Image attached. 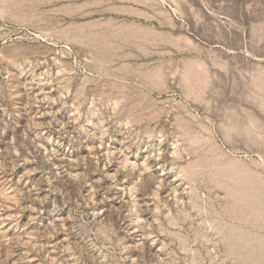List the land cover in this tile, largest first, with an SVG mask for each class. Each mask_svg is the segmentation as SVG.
<instances>
[{
	"label": "rangeland",
	"instance_id": "obj_1",
	"mask_svg": "<svg viewBox=\"0 0 264 264\" xmlns=\"http://www.w3.org/2000/svg\"><path fill=\"white\" fill-rule=\"evenodd\" d=\"M262 102L264 0H0V264H238L196 161L264 185Z\"/></svg>",
	"mask_w": 264,
	"mask_h": 264
},
{
	"label": "bare ground",
	"instance_id": "obj_2",
	"mask_svg": "<svg viewBox=\"0 0 264 264\" xmlns=\"http://www.w3.org/2000/svg\"><path fill=\"white\" fill-rule=\"evenodd\" d=\"M19 2V1H18ZM16 4V3H15ZM20 4V3H19ZM10 15V14H9ZM21 16V15H20ZM23 16V15H22ZM17 18V17H16ZM90 25V24H89ZM93 25V24H92ZM91 25V26H92ZM109 25V24H108ZM106 25V26H108ZM81 26V25H80ZM126 26V25H125ZM111 27V26H110ZM121 27V26H120ZM130 27V26H129ZM126 26L125 31H131L129 28ZM82 28V27H81ZM88 28V26H87ZM138 28V27H135ZM140 28V27H139ZM138 28V29H139ZM145 28V27H144ZM85 28H83L84 31ZM111 29V28H110ZM119 29V28H117ZM134 29V28H133ZM69 30V29H68ZM76 30H81L80 27H75ZM86 30V29H85ZM140 30V29H139ZM143 30V28H142ZM121 31V30H120ZM124 31V30H122ZM124 31V32H125ZM136 31V29H135ZM134 31V32H135ZM151 31V30H150ZM118 32V31H117ZM117 32L115 31L116 35ZM142 32V31H141ZM119 33V32H118ZM140 33V32H139ZM58 34V33H57ZM144 35V33L142 32ZM149 34V32H148ZM123 35V34H122ZM129 35V34H127ZM133 35V34H132ZM154 35V34H153ZM157 35V34H155ZM97 36V35H96ZM95 36V37H96ZM119 36V35H118ZM131 36V35H130ZM135 36V35H134ZM152 36V34H151ZM165 36V35H164ZM98 37V36H97ZM124 37V36H123ZM160 37V36H159ZM105 38V37H104ZM121 38V37H120ZM133 38V37H131ZM135 38V37H134ZM156 38V37H153ZM158 38V37H157ZM87 39V38H86ZM91 39V38H90ZM96 39V38H95ZM122 39V38H121ZM124 39V38H123ZM129 39V38H128ZM141 39V38H140ZM147 39V38H146ZM77 40V39H76ZM152 40V39H150ZM154 40V39H153ZM99 41V40H98ZM155 41V40H154ZM157 41V40H156ZM108 42V41H107ZM103 43V42H102ZM100 43L101 45H103ZM100 44H98L100 46ZM107 45L106 43H104ZM97 45V44H96ZM97 48V47H96ZM101 52L105 51V46H101ZM99 49V48H98ZM111 50V48L109 47ZM108 49V50H109ZM114 50V49H113ZM11 51V50H10ZM100 52V51H99ZM100 52V53H101ZM107 52V51H105ZM110 54V53H109ZM103 55V54H102ZM112 57V55H111ZM104 58V57H101ZM108 58V57H107ZM106 58V59H107ZM100 59V58H99ZM102 61V60H101ZM111 61V60H110ZM103 63H106V60L102 61ZM101 62V64H102ZM109 62V61H107ZM98 64V63H97ZM188 67V65H185ZM186 67V70H187ZM189 68V67H188ZM195 69V68H194ZM189 70V69H188ZM193 70V66L191 68ZM199 70V69H198ZM127 71V70H126ZM146 71V70H145ZM190 71V70H189ZM193 71V75L196 74ZM114 73V72H113ZM125 73V72H124ZM148 75L147 72H144ZM155 75L154 72H150ZM192 73V72H191ZM141 74V73H140ZM158 74V73H156ZM142 75V74H141ZM146 75V76H147ZM199 77V73L197 74ZM150 74L148 75L149 79ZM187 76V75H186ZM196 76V75H195ZM157 78V76H155ZM154 77V78H155ZM197 77V78H198ZM201 77V76H200ZM146 78V77H145ZM151 80L153 76L151 77ZM202 78V77H201ZM200 78V79H201ZM150 80V81H151ZM154 81V80H153ZM188 82V79L186 80ZM190 81V80H189ZM198 81V80H196ZM205 81V80H204ZM201 82V81H200ZM186 83V82H185ZM189 83V82H188ZM190 84V83H189ZM203 84V81H202ZM201 84V86H203ZM206 87H207V83ZM204 84V85H205ZM258 84V83H257ZM261 85V84H260ZM199 86V85H198ZM187 87V85L185 86ZM191 87V85L189 86ZM205 87V88H206ZM257 87V86H256ZM198 88V87H197ZM200 88V86H199ZM198 88V89H199ZM204 88V90H205ZM187 89V88H186ZM202 89V87H201ZM188 90V89H187ZM195 89H192V92ZM262 91V90H261ZM188 92V91H187ZM257 92V91H256ZM259 92V91H258ZM261 93V92H260ZM193 94V93H192ZM197 94V93H196ZM200 95V94H199ZM198 96V95H197ZM196 96V97H197ZM194 97V99L196 98ZM199 97V96H198ZM255 98V97H254ZM207 99V98H206ZM259 99V97H258ZM200 101V99H198ZM196 101V100H195ZM258 101V100H257ZM263 101V100H261ZM202 102V99L201 101ZM258 103H260L258 101ZM257 103V104H258ZM262 105L264 102L261 103ZM261 105V106H262ZM259 106V105H258ZM263 108V106H262ZM261 108V109H262ZM229 112V111H228ZM226 114V113H225ZM232 114L230 113V116ZM229 116V115H228ZM227 116V117H228ZM233 116H235L233 114ZM230 118V117H229ZM239 119V118H238ZM219 121V120H218ZM255 122V121H254ZM218 123V122H217ZM239 126V122H238ZM235 128V122L232 121H219L217 129L221 130L223 133H229L231 130H234ZM236 129V128H235ZM244 129V128H243ZM247 129V128H246ZM202 130V129H201ZM258 130V129H257ZM240 131V129H239ZM243 131V130H242ZM245 131V130H244ZM220 132V131H219ZM222 133V134H223ZM236 133V131L234 132ZM243 133V132H241ZM240 133V134H241ZM246 133V131H245ZM248 133V132H247ZM238 134V131H237ZM225 135V134H223ZM229 135V134H228ZM231 135V132H230ZM229 135V136H230ZM243 135V134H241ZM249 135V134H247ZM228 137V136H227ZM205 139V138H204ZM204 139H197L195 138L193 141V146L197 144H203ZM193 140V139H192ZM257 141V140H256ZM254 141V143L256 142ZM206 142V141H205ZM192 144V143H191ZM210 144V150L206 149L205 150V155L201 159H197L196 162L200 166H205L210 170V175L211 178L214 181V184H216L218 187L224 188L225 189V194L229 198V204L227 207V212L233 216L236 220L244 221L245 223H248L250 226L254 228H262L264 230V185L261 183L260 180H258L254 175L249 173L247 171V167L244 168L242 165H237L234 164L231 160L226 161L221 159L219 153L217 150H215V146L213 143H208ZM204 145V144H203ZM202 145V146H203ZM255 146V145H254ZM196 147V146H194ZM197 146L196 148H198ZM201 148V147H200ZM198 148V149H200ZM195 149V148H194ZM203 149V148H202ZM191 150V149H190ZM196 151V150H195ZM199 152V151H198ZM202 153V152H201ZM194 164V163H193ZM189 168V167H188ZM203 168V167H201ZM193 169V168H192ZM196 169V168H195ZM184 171V170H183ZM197 174V173H196ZM211 183V182H210ZM223 233L226 235L225 238L227 241L230 243L229 245V250L232 256L237 257L239 259L238 264H264V241L262 238L258 236H251L248 237L241 229H239L236 226H229L226 227L225 229H222ZM252 234V233H251Z\"/></svg>",
	"mask_w": 264,
	"mask_h": 264
}]
</instances>
